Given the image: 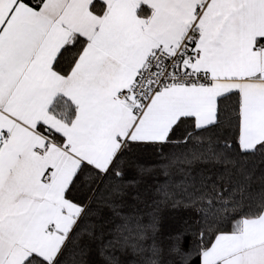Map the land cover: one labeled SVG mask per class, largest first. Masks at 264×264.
<instances>
[{
	"label": "snow or ice",
	"instance_id": "snow-or-ice-1",
	"mask_svg": "<svg viewBox=\"0 0 264 264\" xmlns=\"http://www.w3.org/2000/svg\"><path fill=\"white\" fill-rule=\"evenodd\" d=\"M0 264H264V0H0Z\"/></svg>",
	"mask_w": 264,
	"mask_h": 264
},
{
	"label": "trees",
	"instance_id": "trees-1",
	"mask_svg": "<svg viewBox=\"0 0 264 264\" xmlns=\"http://www.w3.org/2000/svg\"><path fill=\"white\" fill-rule=\"evenodd\" d=\"M140 162L144 164H152L156 161L155 153L151 150H148L142 153L139 156ZM259 171L257 175H259ZM129 175H133L132 172ZM153 181L151 178L147 179V184H152ZM257 187L259 185H256ZM144 185L141 186V191H143ZM151 197L149 196L148 199ZM193 214L190 212H186L183 210H174L170 208H163L160 211V218H161V235L167 236L168 234L177 231L179 228L182 227L185 220H188Z\"/></svg>",
	"mask_w": 264,
	"mask_h": 264
}]
</instances>
